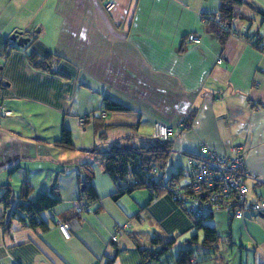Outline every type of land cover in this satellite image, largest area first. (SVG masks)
<instances>
[{"label":"crops","instance_id":"crops-1","mask_svg":"<svg viewBox=\"0 0 264 264\" xmlns=\"http://www.w3.org/2000/svg\"><path fill=\"white\" fill-rule=\"evenodd\" d=\"M113 1L107 12L106 0H0V98L11 112L0 117V195L7 185L16 193L27 186L30 200L60 198L40 214L45 228L2 224L0 203V264H140V249L158 250L173 238L145 264H177L188 247L175 248L176 238L196 230L191 217L149 189L114 200L117 185L100 156L113 145L148 144L154 122L173 130L170 157L188 160L200 146L228 155L243 146L246 167L260 180H249L248 198H264L262 17L255 13L261 20L253 29L254 11L240 7L242 18L221 39L205 18L219 17V0ZM247 1L264 11V0ZM14 32L28 38L22 46L10 40ZM190 33L197 44L186 41ZM44 58L49 68L34 66ZM105 98L127 111H105ZM63 130L72 149L56 145ZM87 185L97 199L65 238L58 223L75 217ZM211 220L240 261L227 262L217 244L193 251L189 264H264V212L243 220L222 211Z\"/></svg>","mask_w":264,"mask_h":264},{"label":"trees","instance_id":"trees-1","mask_svg":"<svg viewBox=\"0 0 264 264\" xmlns=\"http://www.w3.org/2000/svg\"><path fill=\"white\" fill-rule=\"evenodd\" d=\"M220 14L219 17L206 15L205 18L212 22V30L217 33L221 39L230 30L229 24L235 18H242L239 12L240 7H247L258 13L264 21V11L254 7L247 0H219ZM208 21V22H209ZM226 31V33L224 32ZM260 42L256 41V45ZM37 68H49L47 58L34 63ZM1 70V63H0ZM105 111H127L123 105L105 98ZM188 125L190 122H186ZM186 124V125H187ZM187 125V126H188ZM56 145L66 149H72L70 141V133L68 130H63L61 137L56 141ZM172 151V140L152 139L148 144L142 146H126L113 145L106 151L100 152L101 161L104 166V171L112 178L117 185L116 192L112 195L114 200H117L124 194H130L135 190L149 189L152 191V196L158 193L169 195L173 201L180 204L181 208L191 217L193 227L202 232V238L199 239L198 234H193L185 240L189 245H198L206 249H217V244L220 235L209 222L214 214L196 216L190 213L184 206L182 201L174 198L172 193L166 190L167 183L176 182L179 180L181 168L177 172L163 181V170L165 169ZM193 155H190V157ZM153 167V168H152ZM153 169V170H152ZM90 171L88 178H91ZM84 197L89 204L97 199L91 185H87L83 189ZM30 189L24 186L20 193H16L9 186H4L3 192L0 195V203L4 206V214L2 216V224H6L10 219H16L23 225L32 228H45V223L40 219V214L48 209H51L60 203V198L56 193H44L38 196L35 200L28 198ZM75 214V213H74ZM174 238L167 243H164L158 250L140 249L142 261L140 264H145L147 260L157 259L162 253L167 251L174 244ZM193 250L187 248L181 250L178 254L177 264H189V258Z\"/></svg>","mask_w":264,"mask_h":264},{"label":"built area","instance_id":"built-area-1","mask_svg":"<svg viewBox=\"0 0 264 264\" xmlns=\"http://www.w3.org/2000/svg\"><path fill=\"white\" fill-rule=\"evenodd\" d=\"M103 7L109 12L114 7V1L106 0ZM229 33L232 34L233 30L230 29ZM199 40V37L191 33L186 36V41L189 43L197 44ZM10 113L0 98V117ZM100 115L104 117L106 112L103 110ZM172 135V128L160 122L153 123L152 137L154 139L169 140ZM181 177H185L187 181L185 183H180L179 180L170 182L165 188L174 198L180 199L187 210L196 216L224 211L232 217L244 220L252 214L264 212V198L257 200L248 198L249 180L256 183L260 180L247 169L245 149L241 145L233 146L228 155L220 154L207 146H200L196 154L189 156L186 167L181 168L179 179ZM73 208L75 217L58 223V229L65 238H69L71 232L80 225L82 215L90 211V204L84 199H79L74 203ZM127 227V224L117 227L116 232ZM116 235L114 233L111 239L115 240Z\"/></svg>","mask_w":264,"mask_h":264},{"label":"rangeland","instance_id":"rangeland-1","mask_svg":"<svg viewBox=\"0 0 264 264\" xmlns=\"http://www.w3.org/2000/svg\"><path fill=\"white\" fill-rule=\"evenodd\" d=\"M243 9L245 11L247 9V7H243ZM244 11H242V12H244ZM254 16H256L255 12H254ZM260 17L256 16V19L253 20V25H252V28L253 29L257 28L260 25L259 24V22L261 20ZM260 29H264V26H262V28L260 27ZM186 164H187V160H186V158H185L184 155L177 154V155H173V157L171 156L169 158V161H168L165 169L162 172L163 173L162 174L163 175V181H166L168 179V177L170 175H172L173 173H175L176 171H178V169L185 168L186 167ZM186 181H187V179L185 177H181L179 179V182L180 183H185ZM10 220H8L9 223H10ZM210 222L212 223V220ZM7 226H9V224H7ZM218 231L221 232L220 238H219V241H218V245L221 247V250H223V256H224V258H226L227 262H229V263L231 262L230 261L231 258L232 259H235L236 260V263L239 262L241 255H240V253H237L236 252V248L237 247L236 246H233L235 253H233L232 254V257H231V253H230V247H231V245L229 246V241H228L227 237L224 236V232H222V230L220 228H218ZM196 232L197 233L198 232L201 233L199 230L198 231L197 230H193L189 235H188V233H185V234H183V236H180L179 238H176V244H175L176 246H174V247L175 248L176 247H179V246L184 247V245H185V247L191 248L195 252V255L196 256L202 254V252H204V251L201 249L202 248L201 246H198V245H189V244L185 243L186 238L191 237V235L193 233L195 234ZM242 256H243L244 262H245L246 259H251L250 258V255H248L246 252H244L242 254ZM200 258H201V256H200Z\"/></svg>","mask_w":264,"mask_h":264},{"label":"water","instance_id":"water-1","mask_svg":"<svg viewBox=\"0 0 264 264\" xmlns=\"http://www.w3.org/2000/svg\"><path fill=\"white\" fill-rule=\"evenodd\" d=\"M28 38H24L23 36H21L20 32H14L11 36H10V40L16 42V44L18 46H22Z\"/></svg>","mask_w":264,"mask_h":264}]
</instances>
